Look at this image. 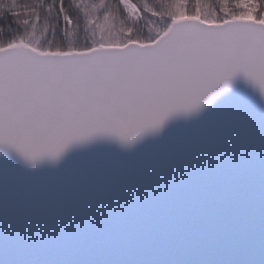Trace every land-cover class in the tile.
<instances>
[{"label": "snow or ice", "instance_id": "snow-or-ice-1", "mask_svg": "<svg viewBox=\"0 0 264 264\" xmlns=\"http://www.w3.org/2000/svg\"><path fill=\"white\" fill-rule=\"evenodd\" d=\"M0 264H264V0H0Z\"/></svg>", "mask_w": 264, "mask_h": 264}]
</instances>
